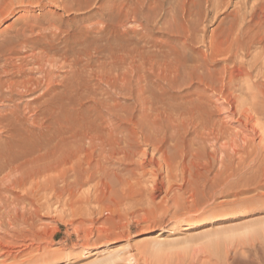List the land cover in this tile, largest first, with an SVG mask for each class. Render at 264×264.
Instances as JSON below:
<instances>
[{
    "label": "bare ground",
    "instance_id": "1",
    "mask_svg": "<svg viewBox=\"0 0 264 264\" xmlns=\"http://www.w3.org/2000/svg\"><path fill=\"white\" fill-rule=\"evenodd\" d=\"M43 1L0 0V23L10 21L17 4L39 5ZM94 1L62 0L61 6L64 12L78 11L84 16L88 13L86 10L95 4ZM165 1L172 5L178 3L181 8L175 7L171 22L167 21L169 25L165 29L168 35L171 33L169 37L163 34L166 38H160L159 44H155L159 48L158 55L147 59L145 51L137 43L132 45L129 33L122 28L130 22H139L137 19L141 16L146 24L139 25L145 36L144 41L147 40L142 31H152L157 16L167 14ZM198 2L220 12L229 5L230 0ZM110 3L102 8V20L96 23L99 27L97 31L90 32L92 29H89L87 34L75 28L62 30L60 24L49 23L42 27L39 21L22 24L15 38L21 48L19 53L24 49H29V52L20 57L25 60L22 64L19 65L21 60L17 65L12 63L19 66L16 68V76L10 78L11 75H6L9 78L7 80H4V74L10 65L6 67V63L3 66L1 61L12 62V59L19 56L15 53L16 42L5 37L1 31L0 35L5 38L0 43V69H6L3 73L1 71L4 76H0V106L6 102L15 103L17 99L34 95L46 87L43 95L48 99L43 102V98L42 104L38 102L41 105L35 113L31 112L27 120L38 130L46 129L51 137L42 154L28 162L14 164V153L21 148L25 138L21 121L31 105L29 102L15 103L8 113L0 112V133L8 134L5 146L0 147V214L10 209L5 195H14L17 190H24L28 185L33 189L30 198L34 201H38L43 193H49L48 205L54 199H60L65 194L72 196L84 186L90 185L92 190L87 194V202L95 201L99 204L111 200L116 207L124 201H141L145 193L153 197L166 189L163 201L166 204L171 201L177 210L186 207L185 191L189 188L192 203L189 199L187 204L191 205L186 208L196 209L207 203L217 188L222 191L229 189L230 160L238 158L244 161L256 142L255 138L263 136L264 133H259L258 129L263 128L260 121L264 120V19L261 17L264 13V0H255L252 6L246 0L236 10L233 19L227 23L223 21L225 26L215 30L210 38H206L205 34L202 37L194 34L197 33L198 21L192 17L191 12L186 11L184 0H115ZM47 31L56 39L45 41ZM120 32L123 40L116 37ZM134 32L137 34V30ZM93 33L101 37L109 35L106 39L109 45L106 47L110 48L113 62L107 71L114 70V73L95 74V84L91 88L86 80L85 60L90 57V48L98 53L102 51L97 42H86L87 37ZM113 37L119 41L116 46L112 45ZM34 38L39 39L37 43L43 40L45 46L39 48ZM57 38L65 44L64 51L56 50L59 45L55 48L53 42L59 40ZM195 42L203 44L207 51L198 60L191 61L185 49ZM76 44L83 47L77 49L74 47ZM37 49H40L39 52H36ZM253 49H257L256 52ZM50 59L55 64L60 63L61 67L58 68L68 67L71 71L72 79L64 83L60 93H56L58 87H53L59 72L46 70ZM220 63L224 65L218 67ZM29 64L38 67L36 74L39 77H27L24 66ZM123 68L127 69L125 74L120 73ZM53 91L55 94H52ZM178 98L181 100L178 101ZM214 109L221 112L219 115L224 116V121L238 115L237 131L234 132L228 126L229 122L219 125L214 119ZM236 137L243 142L239 149L234 147ZM260 147L257 146L255 150L260 152ZM222 153L226 156L219 163L224 172L220 171L211 178L210 164L206 158L210 154L217 162ZM164 172L167 174L166 179L180 175L182 181L185 180L184 184L181 183L183 187L178 186L179 192L184 191L183 194L176 193L169 198V189L165 187H169V184L162 177ZM223 173L222 184L215 188L217 177ZM150 180L151 189H148L146 185ZM119 193L122 195L119 196ZM33 209L37 215L41 207L38 205ZM21 218L23 225L29 222L24 215ZM0 251L6 255V250Z\"/></svg>",
    "mask_w": 264,
    "mask_h": 264
},
{
    "label": "rangeland",
    "instance_id": "2",
    "mask_svg": "<svg viewBox=\"0 0 264 264\" xmlns=\"http://www.w3.org/2000/svg\"><path fill=\"white\" fill-rule=\"evenodd\" d=\"M113 1L115 0H95V4L93 3L94 5L86 10L88 13L84 16L78 11L64 12L61 6L63 4L62 0H44L39 5L34 4L29 6L17 4L14 13L10 16V21L0 23V33L1 31L4 32L5 37H9L16 42L17 47L15 53L19 57L12 59V62L9 60L6 62L5 60L1 61L2 65L7 63L8 65L6 64L5 66H10L7 69L4 67L9 71V74L7 71L4 74L5 76L2 75L5 69H0V76H4V80L9 79L8 77L10 75V78L16 76V68L22 64V61H25L20 57H23L29 52V49H24L22 53H19L21 48L18 39L15 38L17 30L22 27V24H32V22L34 24L39 21L41 27L51 23L60 24L61 27L63 26L61 28L62 30L75 28L87 34L89 29H92L90 32H95L99 28L96 23L102 20V8H104L105 4H111L110 2ZM198 1L184 0V5H186L185 9L191 12L192 17L198 21L196 25L197 33L194 34L201 37L205 34L206 38H210L215 30H220L225 26L224 22L227 23L233 19L236 10H239L246 0H230L229 5L221 9L220 12L218 9L212 10L205 3H201L200 5ZM254 1L249 0V6H252ZM177 4L172 5L165 1L164 6L167 14L157 16L156 25L152 31H142L147 37L145 41L143 39L145 36L142 35V29L139 25L140 23L146 24V20L143 17L139 16L137 19L139 22H130L124 29L122 28L123 31L127 30L125 32L129 33V40L132 39L130 43L132 45L137 43L145 51L147 59L158 55L159 48L155 44H159L160 38H166L163 34H167V37L171 34L169 33L168 35L165 27H168L169 23L167 24V21L171 22L172 16L175 14L172 13L173 9L175 7L181 8L180 4ZM178 11L180 12V10ZM261 17L264 19V13ZM123 20L121 19V21ZM134 30H137L138 35ZM46 33L45 41L49 42L54 40V38L56 39L55 36L50 34V31ZM103 36L101 37L100 34L93 33L87 37L88 40L86 41L87 43L97 42L102 47L100 53L94 48H90V57L85 60L87 64V71L85 73L86 80L91 85V88L95 84V79L93 78L95 74L100 72H106L108 74L114 73V70L107 71V67H110L113 61L110 48L106 47L109 45L106 40L109 35ZM5 37L2 38L0 35V43ZM61 37L59 36V38ZM116 37L119 40L120 38L121 40L124 39L121 32L117 33ZM140 37L142 41H138ZM37 39L34 38L39 48L45 46L43 40L37 43L39 40ZM41 43L42 45H40ZM53 44L55 48L59 45L56 50L62 49L64 51L66 48L60 39L55 40ZM118 44L119 41L113 37L112 45L116 46ZM74 47L81 49L83 46L76 44ZM190 47L194 50H190ZM38 50L40 49H37L36 52H39ZM185 50L187 58L191 61H196L200 58L201 54L207 51V48L200 42H195ZM256 50L253 49L254 52ZM20 60L21 63H19ZM52 61L46 64V70L59 72L57 78L58 83L57 81L55 83L57 86L55 85L53 87H58L55 90H57L56 93H60L63 90L64 83L66 84L69 79H72V75L68 67L58 68L61 67L60 63L55 64ZM12 63L14 65L19 63V65L14 66ZM223 65V63H220L218 67H222ZM24 69L27 77H30V75L33 78L39 77L36 74L38 72L37 66L29 64L27 67L25 65ZM126 71L127 69L123 68L120 73L125 74ZM1 78L3 80V77ZM44 89L46 90V87H43ZM43 90L41 88L36 92L37 94H31L33 96L25 95L26 97L23 96L24 98H19L15 102L16 104L29 102L31 108L25 113L26 118H23V123L21 121L25 138L23 144L20 146L21 148L17 149L16 154L14 153V164L32 160L34 157L42 154L44 148L50 143L51 134L47 133V130L44 128L38 130L36 127L31 126L32 123L27 120L32 115L31 112L35 113L36 108L48 99V97L43 95L45 94V90ZM54 91L52 94H55ZM38 96L42 97L38 98ZM180 100L178 98V101ZM11 103L6 102L4 106H0V112L4 114L8 113L15 104L13 102ZM7 106L9 108H6ZM214 113V119H216L219 125H223L224 122H229L228 126L234 132L237 131L238 115H236L237 117H231L224 121V116L219 115L221 112H217L214 109ZM28 123L31 124L28 126ZM260 125L264 128V120L260 121ZM263 128L258 129L259 133H264ZM0 134H3L0 135V147H3L5 146L4 141H8V136H6L8 134ZM262 138L264 139V134L263 136L260 135L255 138L256 142L249 149L250 153H248L244 161L238 158L230 160L229 189L222 191L217 188L222 184L225 175L224 173L220 174L216 180L217 185L215 188L217 189L214 195L211 194L213 199H209L208 202L206 200L205 202L207 203L196 207V209L195 207L189 210L186 208L187 205L190 206L192 203V199H190L192 192L190 193L191 190L188 191L189 188L186 189L189 193L185 191L186 195L184 194L187 196L185 197L187 198L185 199L186 207L180 210L174 208L171 201L168 204L163 201L166 196V189L153 197L149 193H145V198L143 197L141 201H124L118 207L111 200L99 204L95 203V201L91 203L87 202V194L92 190L90 185L84 186L72 196L65 194L60 199H54L50 202V205L47 202L49 193L48 195L43 193L38 201L30 198L32 195L31 191H33L30 185L24 190H17L14 195H5L9 200L8 204L11 210H7L5 214L2 213L3 215L0 214L2 215L0 216V249L2 251L4 250L3 252L6 250V255L1 254L0 251V264H264V141L261 142ZM234 141V147L237 149L241 148L243 142L237 137L234 138ZM259 145H261L258 149L261 150L260 152L255 150ZM225 156L226 154L222 153L218 157L217 162L211 158L212 156L210 157V154L206 158L210 164L208 167L211 171L209 175L211 178L220 171L224 172L219 162ZM166 176L167 174L164 172L162 177L166 180L167 185L169 184V187L165 185L169 189L167 192L169 198L176 193L183 194L184 191L179 192V187H183L181 183L184 184L185 180L182 181L183 179L180 175L177 178L173 177L170 179H166ZM211 178L210 181L212 180ZM146 186H148L146 188L151 189V180ZM17 195L19 198H17ZM118 195L121 196L122 194L119 193ZM116 199L118 200L119 198ZM32 200L34 203H37H32ZM189 201L191 202L190 205L187 204ZM38 205L41 207V210L35 215L33 208L38 207ZM16 206L19 207H17V214ZM19 209H22V211ZM14 214L15 217L13 216ZM23 215L29 221L24 225L20 221ZM17 217H19L18 220L16 219ZM143 217H145L144 221ZM1 222L3 223L1 224ZM102 228H105L107 232ZM19 244H26L27 246L23 247ZM130 259L131 262L129 261Z\"/></svg>",
    "mask_w": 264,
    "mask_h": 264
}]
</instances>
